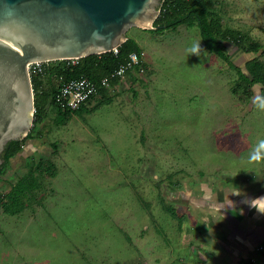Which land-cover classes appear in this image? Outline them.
<instances>
[{"label": "rangeland", "instance_id": "rangeland-1", "mask_svg": "<svg viewBox=\"0 0 264 264\" xmlns=\"http://www.w3.org/2000/svg\"><path fill=\"white\" fill-rule=\"evenodd\" d=\"M215 9L223 26L264 43V0H218ZM129 34L145 50V65L139 72L146 84L145 115L127 120L113 114L110 99L105 102L107 107H97L102 100L99 93L79 110L58 116L49 105L38 128L41 136L27 138L21 152L0 169L1 195L32 162L42 157L54 160L55 143L62 156L57 158L73 164L72 176L84 178L89 184V195H97L93 187L108 178L100 172L108 174L106 166L112 168V163L121 166L120 185L105 183L104 195H112L105 200L89 195L86 199L72 198L62 193H70V189L61 190L56 209L52 197H41L47 193L50 180V175L42 172L40 188L31 190L25 201L34 212L32 218H23L21 225L20 218L5 216L8 220L1 223L0 205V264L58 262L63 257L65 238L73 240V253L68 258L82 259L83 264H101L119 251H126L127 234L142 250L137 259L145 258L155 264H181L179 260L183 259L193 264L197 257L191 252L192 246L182 247L186 244L184 236L210 248L212 241L204 232L211 224L209 219L214 227L227 226L228 233L236 238L235 249L228 245V263L247 264L250 259L252 264H264L262 214L248 203L254 196L264 197V163L248 161L258 141L264 139L260 86H253L249 98L233 94L236 71L228 60L204 47L195 25L132 28ZM194 41H200L204 49L200 56L185 51ZM224 51L241 68L253 57L264 61L261 50L246 52L232 42L226 43ZM131 112L132 109L127 116ZM139 145L147 150H139ZM70 174L68 170L69 179ZM237 189L243 192L238 194ZM72 193L80 191L72 189ZM135 195L137 210L146 212V217L136 211L129 224H118L119 213L135 210ZM247 207L251 212L246 211ZM82 224L86 225L79 229ZM181 225L185 227L178 230ZM23 228L27 231L22 232ZM128 250L133 251L130 247ZM254 250L259 257L250 255Z\"/></svg>", "mask_w": 264, "mask_h": 264}, {"label": "water", "instance_id": "water-1", "mask_svg": "<svg viewBox=\"0 0 264 264\" xmlns=\"http://www.w3.org/2000/svg\"><path fill=\"white\" fill-rule=\"evenodd\" d=\"M161 0H0V166L33 124L28 64L112 51L129 27L157 29Z\"/></svg>", "mask_w": 264, "mask_h": 264}, {"label": "trees", "instance_id": "trees-1", "mask_svg": "<svg viewBox=\"0 0 264 264\" xmlns=\"http://www.w3.org/2000/svg\"><path fill=\"white\" fill-rule=\"evenodd\" d=\"M217 2L218 0H161L160 12L154 21V25H160L158 29L176 28L180 24L189 26L195 25L204 47L220 58L228 60L230 67L236 71L237 78L234 81V85L231 87V92L239 96L241 93L243 98H249L253 95V86L259 85L260 97L264 99V61L258 57H253L246 60L244 68H241L232 63L229 55L224 51L226 43L232 42L243 51L261 50L264 54V43L251 40L247 34L233 27L223 26L215 9ZM131 50H136L139 53L141 52L135 40L131 37H127V39L118 46L117 53L107 51L99 54H90L78 58L74 62L63 59L45 63V70L43 72L31 76L35 107L32 127L23 139H14L6 143L3 152V163L0 169L9 162L11 157L20 151L27 138H31L34 135L35 137L41 136V131H38V128L39 125L44 122L49 105L54 108L57 116L62 113L77 111L83 106L84 103L79 105L77 109L70 110L62 108L60 104L55 101V94L62 80L75 78L82 74L88 75L97 83V88L93 95L99 93L102 96V100L96 104V106H98L109 100V96L106 94V87H103L98 82L99 79L102 76L108 75L119 64L123 63ZM117 78L119 77L110 79V82ZM57 121H59L58 118ZM52 145L56 146L55 143ZM48 159L49 158L43 157L39 158L37 162H32V165L28 166V172L23 177L19 178L8 192L12 200L9 201V205H4L5 210L14 212L19 211L25 204L24 202L27 201L30 191L34 189L35 186H41L39 183V178L42 176L40 174V168H45V164L49 165L52 162L51 159ZM36 172L38 175H35ZM27 191L29 192L27 193ZM249 263H252L250 259L247 261V264Z\"/></svg>", "mask_w": 264, "mask_h": 264}, {"label": "crops", "instance_id": "crops-1", "mask_svg": "<svg viewBox=\"0 0 264 264\" xmlns=\"http://www.w3.org/2000/svg\"><path fill=\"white\" fill-rule=\"evenodd\" d=\"M132 28H138L140 30H147V29H142L140 27H136V26H132ZM132 28L129 27L128 30L126 31L127 37H131L138 44L137 39H135L131 34H129L130 29H132ZM149 30H151V29H149ZM138 46L141 49L140 53L142 55L141 56L142 64L144 63V65H145V59H144L145 50L143 49V47L140 44H138ZM143 79L144 78L140 77L138 69L133 68V69L128 70L124 76L119 77L117 79H114L110 82V84H109L110 87L108 86V88H106V92H107L106 94H107V96H109V99L113 103V105L110 107V108H113V112H112L113 114L117 113L120 117L125 118L127 120H131V116H136L139 114L145 115L148 105L146 104L147 102H146V98L144 96V88L146 87V84H145ZM136 93L138 95L137 97H135ZM103 96H105V95H103ZM105 102H107V101H105ZM105 102L101 103L97 107L104 106V104H106L105 106L107 107L108 103H105ZM50 107L52 108V106H50ZM52 109L54 110V108H52ZM131 109H132L131 115L127 116V114L131 111ZM133 137L137 141L136 131H134ZM120 148L124 149L123 147H120ZM53 149H54L53 152H54L55 157H53L54 160H52V158H51L52 162L49 164L50 167H49V165L45 164L44 167L46 169L40 168V174L43 172V173L50 175V177H49L50 180L48 181V185H47V186H49V188L46 190L47 193L41 195V197L44 196L47 198V200L52 197L54 200L56 209H57V203H58L57 199L59 197H61L62 193H66V194L70 195L72 198H82V199L88 198L89 184L88 183L85 184L84 178L82 180H80V176L79 177H73L72 176L74 173L73 164H71L70 162H68L64 158L62 159L63 161H60L61 158H57V157H62L61 154L56 150V146H55V148L53 147ZM134 150L136 151L137 149H134ZM139 150H142V151L145 150L146 151L147 148H144L143 145H139ZM19 152H21V149ZM112 165L114 166L112 168L106 166L108 168V171H109L108 174H104L102 171L100 172L105 177L108 176V178L106 180H101L100 183L98 184V186L95 184L96 187H93V188L95 190L94 192H97V195H94V196L89 195L90 198H100L102 200H105L107 197H110V198L112 197V195H108V194L104 195L105 193L102 189V187H104L105 183L112 184V187H117L120 185V182L118 181V176H120L122 173V170L120 168L121 166L119 164L117 165L116 163H112ZM106 167H104V168H106ZM68 170L71 172L70 179L67 178L68 177ZM86 171L84 172V174L86 173ZM27 172H28V169H27V171H25L20 176V178L23 177ZM84 174L82 176H84ZM35 175H38V173L36 172ZM167 176H168V174H167ZM167 176H166V179H168ZM76 178H78L79 181ZM17 180L18 179H16V181ZM54 181L56 184H58L57 186H60L59 189L53 183ZM88 181H90V180H88ZM126 183L127 184L130 183L127 180V177H126ZM162 183L163 182L161 181V184ZM14 184H12L10 186V188L5 193L0 195V197H1V204L0 205H1V210L3 212L2 215H4L3 217L1 215V223L5 222L4 221L5 219L8 220L7 217L11 218V219H13L14 217H17V218L21 219L20 224L22 225L23 224V218H27V219L32 218L34 212H31V210L29 208L30 206L26 205L25 202H24L25 203L24 205L22 204L23 205L22 208L17 212L5 210V206L9 205V201L12 200V197L8 192L10 191L11 187ZM175 185L177 186V184H175ZM38 187L40 188V186H37V187L35 186L34 189H32V190H36ZM42 188H45V187H42ZM68 189H70V193L59 192L61 190L67 191ZM72 189H76V190L80 191V193L74 194V193H72ZM176 189H179V188H176ZM237 190L239 192L238 194H240V192H243V189H237ZM27 192H29V191H27ZM128 193L131 195L130 191ZM161 196L163 197V194H161ZM236 196H238V195L236 194ZM33 197H34V195H33ZM254 197H252V199H255ZM35 198H38V197H35ZM133 198H134L133 202L135 204V206H134L135 210L132 213L130 211H128V214L126 212L125 213H119L118 214V221H117L118 224L122 223L123 225H127L131 221L130 220L131 215L134 217L136 216V211H138L137 210V197H136V195ZM237 198H239V197H237ZM45 201H46V199H45ZM36 207H40V206L36 204ZM246 211H248V213L251 212L248 207L246 208ZM145 213L146 212H144L142 210L138 211V214L140 216H143V217H146L147 213L146 214ZM173 213L175 214V212H173ZM232 214L234 215V213H232ZM5 216H7V217H5ZM261 216H262V221L264 224V215H261ZM171 217H173V216H171ZM231 217H233V216H231ZM173 218H175V217H173ZM221 220H223V219H221ZM200 221L201 220H199L198 222L200 223ZM209 222H211V224H210V226L206 227V229H204L205 230L204 232H206V234H208L210 236V239L212 241L210 248L206 247L205 243H203V245H202L201 244L202 241L200 243L195 244L194 242L192 243V239H191V241L187 240V239H189V235L184 236V242L183 243H186V244L182 245V247L187 246V244H188V247L192 246L191 252L193 253V255L195 257H197V260H194L193 264H230V262L228 263V253H229L228 245L229 246L231 245L232 248L235 249L236 248L235 247L236 238L234 237V235H232V234L230 235L228 233V227L227 226H215L214 227L212 225V223H213L212 219H209ZM222 224H224V223H222ZM85 225L86 224H82L79 229L85 227ZM152 226H153V220H152ZM197 226L199 227V225H197ZM183 227H185V226L181 225L180 229H178V226H177V229L181 230V229H183ZM147 228H148V226L146 227V230H147ZM79 229L75 228V230L77 232L79 231ZM195 229H197V228H195ZM25 231H27V230H25L23 228L22 232H25ZM260 232H261V234H264V225H263V228H261ZM193 240H194V237H193ZM215 241H217L218 243H214ZM131 242L132 241H131L129 235L127 234V238H126V242H125L127 255H125L126 251L125 252L119 251L113 257L108 258L107 260L103 261L101 264H155L154 262H150L145 258L137 259V256H138L137 254L138 253L141 254L142 250H140V248L137 249V245L133 242L132 243L134 245H131ZM63 245H64L63 246L64 250L62 253V255H63L62 259L58 262H54L51 264H83L82 259L72 260V259L67 257L68 255L73 253V247H72L73 240H72V238H68V239L65 238V244H63ZM212 245L217 249L212 247ZM216 245L219 246V248ZM128 247L132 248L133 251L128 250ZM168 247H169V245L166 244V249H168ZM201 254H202V257H201ZM252 254H254V255H252ZM250 255L256 256V257L260 256V254L255 250L252 253H250ZM179 261L181 264H188V263H185L183 259H181ZM46 263H50V262L45 261L43 263V262H39L37 260V261H35L34 264H46ZM160 264H171V263L168 261V262H162Z\"/></svg>", "mask_w": 264, "mask_h": 264}, {"label": "built area", "instance_id": "built-area-1", "mask_svg": "<svg viewBox=\"0 0 264 264\" xmlns=\"http://www.w3.org/2000/svg\"><path fill=\"white\" fill-rule=\"evenodd\" d=\"M112 51L114 53H117L118 47L113 48ZM141 56V53H139L138 51L131 50L127 54V58L123 63L119 64L108 75L102 76L98 82L103 87H108V85L110 84V79L114 77H122L130 69L137 68L138 71L141 73L143 71ZM68 60L74 62L76 59ZM47 62L29 63L28 72L30 76L43 72L45 70L44 64ZM96 88L97 83L92 80L88 75L84 74L75 78H69L68 80H62L58 86V91L55 94V101L60 104L62 108L74 110L77 109L79 105L91 98L92 95L95 93Z\"/></svg>", "mask_w": 264, "mask_h": 264}, {"label": "clouds", "instance_id": "clouds-1", "mask_svg": "<svg viewBox=\"0 0 264 264\" xmlns=\"http://www.w3.org/2000/svg\"><path fill=\"white\" fill-rule=\"evenodd\" d=\"M185 51L188 55L196 56H200L204 53V49L200 47V41H194ZM260 107H264V105H261ZM248 161L255 164L264 163V139L258 141L255 148L250 153ZM248 203L249 207L254 208L258 213L264 215V197L252 199L248 201Z\"/></svg>", "mask_w": 264, "mask_h": 264}]
</instances>
